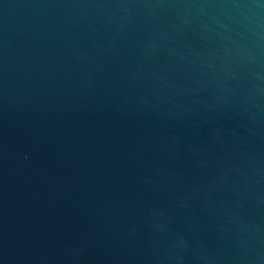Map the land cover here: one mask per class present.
<instances>
[{
	"label": "water",
	"instance_id": "95a60500",
	"mask_svg": "<svg viewBox=\"0 0 264 264\" xmlns=\"http://www.w3.org/2000/svg\"><path fill=\"white\" fill-rule=\"evenodd\" d=\"M0 264H264V0H0Z\"/></svg>",
	"mask_w": 264,
	"mask_h": 264
}]
</instances>
